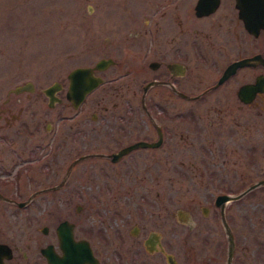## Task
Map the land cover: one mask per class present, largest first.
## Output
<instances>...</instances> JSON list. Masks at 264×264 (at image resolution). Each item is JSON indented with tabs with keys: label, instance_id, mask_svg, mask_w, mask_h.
<instances>
[{
	"label": "flooded vegetation",
	"instance_id": "1",
	"mask_svg": "<svg viewBox=\"0 0 264 264\" xmlns=\"http://www.w3.org/2000/svg\"><path fill=\"white\" fill-rule=\"evenodd\" d=\"M196 2L160 0L158 20L143 28L139 43L134 40L126 49L132 66L135 60L147 58L136 63L133 72L155 71L140 85V107L154 131L152 136L147 133L150 137L133 138L110 151L78 153L69 158L70 147L75 150L77 144L84 145L87 95L104 82L106 70L116 67L111 73L118 71L121 60L110 54L97 58H110L111 62L94 71L102 80L76 107L66 99L67 86L61 82L55 92L58 100L52 105L47 103L44 87L40 89L51 110L62 106L49 112L45 123L31 104L34 97L30 94L22 97L25 102L17 107V114L0 105V121L5 122L0 123V243L9 253L3 257L5 264H21L18 257L26 256L17 233L21 230L28 233L25 246L34 250V264H264L263 7L259 0H217L208 12L198 14ZM157 23L160 25L154 26ZM199 67L211 80L196 93L186 92L177 79L187 73L196 77L193 72ZM149 81L159 82L143 91ZM153 86L185 99L211 95L214 114L207 121L206 134L196 124L190 140L179 134L176 145L180 148L178 142H189L192 156L200 157V167L207 170L204 187L220 191L195 195L190 209L176 214L166 208L164 198L132 199L125 204L114 197L108 180L99 181L97 187L105 197L97 198L95 205L91 203L87 213H79L80 205H76V213L62 217L48 209V220L42 222L38 209L41 199L36 196L66 187L75 169L78 188L87 186L86 167L81 161L104 158L115 163L131 151L163 144L167 137L163 125L166 108L159 101H145ZM64 107L78 113L76 122L67 121L73 115L66 114ZM24 109L30 118L20 117ZM92 120L99 129H116L112 121H101L97 113H92ZM108 136L115 137L111 133ZM158 139L156 146L133 148L117 160L107 156L134 141ZM89 153L95 155L83 156ZM246 162L251 164L248 170ZM192 165L197 176L200 167L194 162ZM197 179L196 187L201 184ZM68 201L69 195L55 201L46 199L42 205ZM92 209L98 212H89Z\"/></svg>",
	"mask_w": 264,
	"mask_h": 264
},
{
	"label": "rangeland",
	"instance_id": "2",
	"mask_svg": "<svg viewBox=\"0 0 264 264\" xmlns=\"http://www.w3.org/2000/svg\"><path fill=\"white\" fill-rule=\"evenodd\" d=\"M191 1L187 0V3L191 5ZM159 5L160 0H0V105H7L5 107L9 108L10 114H17V107L25 102L22 97L30 94L34 97L31 104L37 112L40 111V120L45 123L49 112L62 106L56 105L51 110L40 89L54 80L65 87L69 69L92 64L99 56L110 54L121 60L118 71L111 73V70H117L116 67L106 70L104 82L87 95L84 145L77 144L78 149L75 150L70 147L69 158L78 153L110 151L133 138L152 136L154 131L140 107V85L155 71L133 72L136 63H142L147 58L135 60L132 66L126 49L134 40L139 43L143 28L151 27L158 20ZM200 69L193 72L196 77L187 73L177 79L183 90L193 94L209 83L210 76ZM24 81L32 83V91L14 93L13 86ZM210 96L185 99L160 86L150 87L145 101H159L166 108L163 125L167 137L163 144L157 148L131 151L115 163L104 158L81 161L86 167L87 186L78 188L75 169L66 187L36 196L35 199H41L38 209L42 222L48 220V209L54 210V216L62 217L67 213H76V205H80L79 213H87L91 203L95 205L97 198L105 197L99 192L97 183L107 180L113 188L114 197H120L125 204L132 199L164 198L166 208L176 214H184L186 209H190L191 198L195 195L220 191L215 187H204L207 170L200 167V157L192 156L189 142H178L181 147L184 144L187 146L184 149L176 145L179 134L183 135V139L190 140L196 124L203 127L202 133L206 134L207 121L214 114ZM158 107L154 108L158 110ZM64 109L66 114L73 115L67 121L70 124L76 122L78 113L74 114L70 107ZM27 112L24 109L20 117L30 118ZM92 113H97L101 121L108 118L116 129H99L97 122L92 120ZM153 116L156 118L155 114ZM0 123L5 122L1 120ZM143 124L148 126L144 128ZM130 125L135 126L130 128ZM110 133L115 137L110 138ZM192 162L200 167L197 176ZM246 166L248 170L251 164L246 162ZM197 178L201 182L198 187L194 183ZM68 195V203L42 205L46 199L55 201ZM89 212H98V209ZM17 233L21 236V251L26 252L25 257H18L20 263L34 264V250L25 246L29 243L25 238L28 233L22 230Z\"/></svg>",
	"mask_w": 264,
	"mask_h": 264
},
{
	"label": "water",
	"instance_id": "3",
	"mask_svg": "<svg viewBox=\"0 0 264 264\" xmlns=\"http://www.w3.org/2000/svg\"><path fill=\"white\" fill-rule=\"evenodd\" d=\"M260 1L263 7V15H264V0H259L258 3H260ZM216 4H217V0H197L195 4V10L198 14H203V13L208 12V10L213 8ZM263 26H264V18H263ZM261 61L264 62L262 58H261ZM110 62H111L110 58H99L92 65L75 66L67 72L66 74L67 89L65 91V97L71 103L73 107H76L77 104L81 101V99L85 96V94H87L89 91H91L101 82L102 80L101 77L94 74V71L102 69L103 66L108 65ZM223 77H224V74L220 76L218 81H220ZM156 82H159V81L147 82L144 86L143 91H145L149 85H151L152 83H156ZM60 86H61L60 82L55 80L43 88V93L47 97L48 105H52L54 103V100H58V98L55 96V92L60 88ZM21 90H32L31 82H24V83L16 84L12 88V91L15 93ZM179 94L182 96H185L183 93H179ZM143 95H142V99H143ZM158 142H159V139L154 142L137 140V141H134L132 143H129L121 147L117 151L107 154V156L110 157L111 160H117L122 154L128 152L129 150L133 148L145 147V146H156ZM89 155H95V154L89 153L83 156L86 157ZM75 160H73L71 164H73ZM217 197L223 198L225 197V195H218ZM43 253L45 256L47 255L46 251H43ZM3 257L4 258L9 257L8 248L5 244L0 243V264H5L3 261Z\"/></svg>",
	"mask_w": 264,
	"mask_h": 264
}]
</instances>
